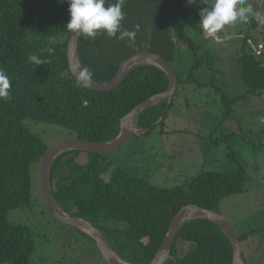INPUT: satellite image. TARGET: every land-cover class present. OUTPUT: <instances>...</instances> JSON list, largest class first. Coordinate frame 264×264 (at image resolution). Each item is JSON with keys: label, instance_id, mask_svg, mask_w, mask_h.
<instances>
[{"label": "trees", "instance_id": "1", "mask_svg": "<svg viewBox=\"0 0 264 264\" xmlns=\"http://www.w3.org/2000/svg\"><path fill=\"white\" fill-rule=\"evenodd\" d=\"M165 1L168 5L150 20L149 36L145 29L144 33L136 34L147 47L138 45L126 50L130 45L127 38L120 41L103 32L93 41L79 36L77 56L84 73H91L90 80L108 83L120 64L138 51L159 54L172 67L180 42L193 53L195 61L186 75L172 67L177 88L170 107L186 90L185 85L181 88L185 80L202 88L194 74L202 69L203 61L211 67L215 59L208 51L200 56L202 46L186 36L184 30L190 28L204 34L199 13L206 3L203 0ZM114 3L116 0H107L105 6ZM131 6L132 0H124L122 11L132 21ZM68 8L66 0H0V68L6 71L11 85V99H0V264H29L36 250L31 228L13 224L7 218L11 210L31 206L30 167L40 161L48 149L25 121L67 129L81 141L105 143L119 134L123 117L169 86V78L162 69L143 63L132 67L122 83L111 91L98 92L84 87L69 66L67 48L71 32L64 41L60 40L70 18ZM163 25L169 27L170 35ZM133 26H130L131 31L135 30ZM258 26L264 29V24L253 18L250 28ZM249 41L248 36L242 39L234 59L244 95L230 98L223 89H218L223 121L231 118L232 108L240 100L264 98V53L256 56L250 50ZM256 44L264 46L260 42ZM34 54L47 63L33 66L28 57ZM165 107L166 100L140 112L134 120L135 129L142 133L147 130L144 135H148L155 127L162 126L170 107L164 118L155 123L164 114ZM228 137L222 140L227 142ZM219 141L221 139H216L213 143ZM228 156L238 164L236 170L202 171L181 186L165 188L132 176L122 168L109 177L110 162L103 153L71 150L53 161L50 187L57 205L65 213L97 227L121 260L128 264H149L167 235L171 219L180 209L190 204L218 213L221 200L244 192V166L232 151ZM71 230L96 248L88 234ZM261 231L236 235L241 244ZM170 254L172 259L165 264L233 263V248L228 237L215 223L203 218L187 220L179 227Z\"/></svg>", "mask_w": 264, "mask_h": 264}, {"label": "rangeland", "instance_id": "2", "mask_svg": "<svg viewBox=\"0 0 264 264\" xmlns=\"http://www.w3.org/2000/svg\"><path fill=\"white\" fill-rule=\"evenodd\" d=\"M203 1L209 8L213 2ZM248 3L254 11L264 13V0H248ZM167 5L165 0H132V21L129 15L125 16L122 26L131 31L130 26L134 25L135 28L140 24L139 32L144 33L142 31L145 29L149 36L152 16ZM165 12L168 13V10ZM252 19L249 17L246 23L226 25L211 36L205 33L200 35L186 28L185 35L202 46L199 55L208 51L215 59L211 67L203 61L202 69L194 74L202 88H196L193 82L185 80L181 88L185 85L186 90L175 98L162 126L155 127L148 135L133 134L121 147L104 155L110 162L109 177L122 168L132 176L169 188L183 185L202 171L236 170L238 164L228 156L230 151L235 153L245 169V190L221 200L218 213L237 234L262 229L240 245L245 264H264V118L263 123L259 122L261 119L258 120L260 115L264 117V98L240 100L232 108L231 118L223 121L218 92V89H223L230 98L245 93L234 60L244 37L250 38L248 44L256 56L264 53V46L256 44H264V29L261 26L251 29ZM163 28L169 34V27L163 25ZM68 32L65 28L60 40L64 41ZM136 37L135 43L126 50L144 45V41ZM176 52L178 57L172 67L177 73L186 75L195 57L180 42L177 43ZM25 124L48 147L75 138L73 132L55 125L30 120H26ZM258 129L263 130L262 133H257ZM136 131L142 133L138 129ZM227 136V142L222 140ZM216 139L221 141L214 144L213 140ZM40 162L30 167L31 206L13 209L7 217L9 222L25 224L32 230L36 250L29 264H107L99 256L97 246L95 248L86 238L71 230L76 228L63 226L47 209L40 187Z\"/></svg>", "mask_w": 264, "mask_h": 264}, {"label": "water", "instance_id": "3", "mask_svg": "<svg viewBox=\"0 0 264 264\" xmlns=\"http://www.w3.org/2000/svg\"><path fill=\"white\" fill-rule=\"evenodd\" d=\"M80 36V35H79ZM79 36H75L72 32L68 42L67 56L70 69L73 75L78 79L82 85L88 89L98 92H107L117 88L123 81L126 73L134 66L138 64H152L162 69L169 78L168 89L161 93L150 97L145 102L135 107L130 113L123 117L120 121V132L111 141L105 143H92L87 141H81L76 138H70L53 144L48 147L44 156L40 162V187L43 200L46 206L51 210L55 218L63 224L79 229L80 231L88 234L95 242L98 250L100 251L103 259L107 264H128L121 260L109 247L101 231L88 223L87 221L65 213L55 202L51 187H50V169L53 161L60 154L71 151L80 150L95 153H109L112 152L123 144L133 135H142L147 132L139 133L134 127L135 117L145 109L155 106L162 101L166 100V107L164 114L155 123L157 125L165 116L168 111L176 88L177 77L173 68L159 55L153 52L144 51L138 52L126 60H124L111 81L105 84H98L92 80L81 81L79 77L84 73L81 64L77 56V44ZM194 218L208 219L215 223L220 230L228 237L231 246L233 248V263L232 264H245V259L241 251V245L234 230L230 227L228 222L219 213L202 209L196 205H186L180 209L171 219L167 235L165 236L163 243L156 254L155 258L149 264H165L171 257V248L175 242L177 231L179 227L187 220Z\"/></svg>", "mask_w": 264, "mask_h": 264}, {"label": "clouds", "instance_id": "4", "mask_svg": "<svg viewBox=\"0 0 264 264\" xmlns=\"http://www.w3.org/2000/svg\"><path fill=\"white\" fill-rule=\"evenodd\" d=\"M69 5V22L66 30L75 36L83 35L93 41L101 32L108 37L123 41L127 38L129 44H134L140 25H135V30L129 31L122 26L125 13L122 11L124 0H116L114 4H108L107 0H66ZM192 0H189L191 3ZM200 26L208 36L216 34L226 25L237 22L246 23L249 17H253L258 23L264 24V13L254 11L248 0H213L211 7L202 8L199 13ZM51 53V49H49ZM28 60L33 66L45 65L47 61L38 55H30ZM90 72H85L79 79L88 81ZM10 79L5 70L0 68V99H11Z\"/></svg>", "mask_w": 264, "mask_h": 264}, {"label": "crops", "instance_id": "5", "mask_svg": "<svg viewBox=\"0 0 264 264\" xmlns=\"http://www.w3.org/2000/svg\"><path fill=\"white\" fill-rule=\"evenodd\" d=\"M262 116H263V115H260V117L258 118V120H260V119H261V121H259L260 123H263V121H262V120H263V118H264V117H262ZM257 131H259V129H258ZM247 241H248V240H247Z\"/></svg>", "mask_w": 264, "mask_h": 264}, {"label": "built area", "instance_id": "6", "mask_svg": "<svg viewBox=\"0 0 264 264\" xmlns=\"http://www.w3.org/2000/svg\"><path fill=\"white\" fill-rule=\"evenodd\" d=\"M259 48H261L260 46H259ZM262 55V54H261Z\"/></svg>", "mask_w": 264, "mask_h": 264}]
</instances>
